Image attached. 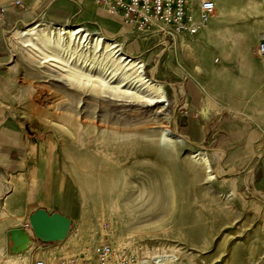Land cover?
Masks as SVG:
<instances>
[{
  "label": "rangeland",
  "instance_id": "rangeland-1",
  "mask_svg": "<svg viewBox=\"0 0 264 264\" xmlns=\"http://www.w3.org/2000/svg\"><path fill=\"white\" fill-rule=\"evenodd\" d=\"M16 1L21 5L16 6ZM87 1L85 6H77V0H6L0 4V133L11 125L39 147L47 148L51 142L54 151L49 161L53 166L44 168L47 159H43L42 183L50 176L52 183L56 170L54 187L61 190L59 201L72 208V213L64 215L70 220L68 235L77 231L66 243L43 242L31 232L28 216L16 222V214L9 209L11 198L22 190L35 166L34 159L15 156L4 164L1 158H6V149L1 146L0 264L6 257L19 255L8 251L10 243L5 236L15 227H22L33 238L30 249L49 253L45 249L57 248L52 252L55 255L83 253L107 240L137 257L140 253L158 254V248L171 254L172 249L171 264H264V125H239L230 110L221 112L223 119L215 121L212 111L230 104L218 101V105L215 82L205 70L195 80L190 79V70L200 71V62L193 61L183 41L176 47L163 46L152 36L127 30L99 10L94 0ZM221 2L232 12L223 28L233 27L245 35L249 53L256 55V46L264 37L257 35L264 28V0ZM40 20L80 25L123 43L130 55L144 61V75L164 85L168 106L163 110L140 108L110 89H100L95 98L79 96L60 83L41 89L45 93L37 100L35 88L40 82L38 85H47L42 76L52 68L47 64L38 68L31 56L32 62L21 55L14 57L9 39L13 28ZM225 48L229 51L231 47ZM78 49L80 61L90 56L84 64L87 66L94 53ZM55 50L45 49L49 56ZM68 50L60 57L68 58L72 53ZM198 52L215 59L216 46L211 44ZM105 62L108 68L110 63ZM15 63L12 74L10 67ZM103 64L94 66L96 72ZM224 91L227 94L232 89ZM206 109L210 114L206 115ZM68 118L74 122L73 131L64 132ZM89 121L101 127L87 129L84 123ZM163 121L169 132L181 139L165 138L160 129ZM113 124L123 133L104 131V126ZM164 138L172 148L162 144ZM188 150L205 154L216 180L208 181L204 174L188 167L184 154ZM71 163L80 174L88 175L89 171L97 176L98 171L112 170L113 189L93 194L94 199L88 202L80 201ZM231 180L237 195L228 198Z\"/></svg>",
  "mask_w": 264,
  "mask_h": 264
},
{
  "label": "bare ground",
  "instance_id": "bare-ground-1",
  "mask_svg": "<svg viewBox=\"0 0 264 264\" xmlns=\"http://www.w3.org/2000/svg\"><path fill=\"white\" fill-rule=\"evenodd\" d=\"M4 1L6 0H0V4ZM81 2L82 0H79L76 3L77 6H79ZM97 8L101 10L104 14L111 16L106 12L104 8L100 6H98ZM113 18L117 19L118 22L123 25L124 28L130 30L129 27L123 24L120 18ZM9 40L11 42L10 47L13 48L12 52H14V54H12L14 57H16L17 55H21L22 58L27 59L29 62H32L31 59H29V56H31L30 58L36 61V65L39 66L38 68H43L41 66L43 64H47L50 68H52L50 73H47L42 76V78H45L42 83H46L47 85H38L41 83L40 82L35 88L37 89L35 90V98L37 100L45 93L41 89H52L53 83H60L65 89H74L73 92H75L79 96L86 95L90 98H95L100 94V89H110L113 90L115 93L122 95L123 98H128V104L134 103L140 108H156L163 110L165 105L168 106V100L163 91V89H165L164 85L153 80L152 78H147L144 75V61L130 55L127 49L125 50L123 48V43L118 42L116 39L109 38L106 35L100 34L97 30H95V32H91L80 25H67L65 23H46L40 20L38 22L36 21L26 24L22 28H13ZM49 47H51L52 49H56V52L52 56H49L45 51V49ZM79 47L86 48L88 50H91L92 53H94L90 58V64H88L87 66L84 64L87 63L90 56L86 58L88 60L84 59L85 57H83V59L80 61V55H77V50H79ZM67 49H69L68 51H71L72 53L69 54V57L66 59L61 58V52H64V50ZM64 53L67 52L65 51ZM98 53L100 54L96 57V54ZM104 60L110 63V66L108 68L106 62V64H103ZM97 63L103 64L101 69L98 70V72H96V68H94ZM16 66L17 64L15 63L10 67V72L12 74L16 72ZM84 72H86V74ZM90 73L93 74L89 75ZM65 122L67 128L64 130V132L73 131V120H69L68 118ZM166 123V121H163L160 124L162 135L165 138L169 137L168 139L171 140H175L176 138L181 139L182 136L169 132ZM84 125H86L85 127H87V129L91 130L94 128V126L97 128L101 127L95 125L94 122L90 121L85 122ZM113 125L114 126H104V131L110 130L113 133L117 134L123 133V130L117 128V124ZM132 128L134 127L132 126ZM165 138L162 139V144H164L168 148H172V144L168 142ZM30 150L32 153H34L35 151H37V147L34 145L30 148ZM53 151L54 147L52 146L51 142H49L45 156L47 162L44 163V168H46L47 170L51 169L53 166V163L49 161L50 158L53 156ZM184 154L186 159L188 160L187 165L192 169V171L204 174L205 179L208 181L216 180V176H214L211 172L208 161L204 157V153L200 151L188 150ZM70 165L74 170L75 184L78 188L80 201L88 202L94 197L92 196L93 194H98V192L101 190H109V188L113 189V184L110 180L113 177L112 170L106 169L105 173H103L102 171H98L99 174L97 176L92 172L88 171L87 175L80 174L78 172L80 169L77 171L73 163H71ZM92 174L94 175V177ZM223 181H225L224 178ZM228 194V198L229 196L231 197L233 195H237L234 189L233 180H231L230 190ZM114 209L116 210V205H114V207L112 208L113 211ZM22 219L23 217H17L18 221H21ZM76 232L77 231L75 230L69 235L68 232L63 237V240H61V243L68 242L73 237V233L75 234ZM16 241L19 246H23V238L17 237ZM114 248H116V246H114ZM56 249L57 248L53 250L52 248L45 249L51 251L48 253L38 249L29 248L27 249L28 252L26 251L24 255L19 254L17 256L6 257L5 259H2L1 263L36 264L37 260H45L49 255L52 256V252ZM140 251L141 248L138 249V252ZM169 251L171 254L164 253L163 251H161V249L158 248V254H140L142 256V259H147V264H163L164 262L171 264L172 261L170 260L171 258H174L173 255L175 251L172 249ZM140 254L139 258L141 257ZM150 259L152 260V262L148 261Z\"/></svg>",
  "mask_w": 264,
  "mask_h": 264
},
{
  "label": "crops",
  "instance_id": "crops-1",
  "mask_svg": "<svg viewBox=\"0 0 264 264\" xmlns=\"http://www.w3.org/2000/svg\"><path fill=\"white\" fill-rule=\"evenodd\" d=\"M198 1L193 0L194 3ZM214 1L216 11L208 25L196 35L184 36L180 40L189 48L193 61L200 62V71L196 68L190 70L191 74H189V77L195 80V78L203 74L201 70H205V74L209 73L210 78L215 82L217 103L218 101L229 102L230 106L227 107L223 104L220 106L218 103L220 106L219 110L212 111L215 121L219 122L223 119L222 115H220L221 112L230 110L233 114V120L239 125H264V65H262L255 54L249 53L245 35L237 33L233 27L223 28V26L228 24L225 21L226 17H229L232 13L231 7L221 2V0ZM87 3L88 1L82 0L80 5L85 6ZM223 6L225 7L223 10L224 14L220 16L219 12ZM261 9L264 10V7H261ZM219 26L221 28H218ZM261 34H264V28L257 31L258 36ZM258 36L257 39H259ZM180 41L179 44H181ZM211 44L216 46L215 59L211 55H203L198 52L200 48L207 49ZM176 45L174 46L176 47ZM228 46L231 47L229 51L225 48ZM234 49H236V53H234ZM214 63L215 65H213ZM227 88L232 89V92L226 94L224 89ZM218 89H222L221 92ZM257 103L262 105L257 107ZM260 110H262V113ZM209 112L206 109V115L210 114ZM34 145L37 147V151L32 153L30 148ZM1 146L6 149L5 155L7 159L1 158L4 164L8 163L10 157L15 156L21 158L25 156L27 159L32 157L34 159L35 166L25 179L22 190L11 198L9 209H12L13 213L16 214V222H20L17 217H29L37 209H44L49 214L60 213L66 215L67 212L72 213V208L63 205L59 201L61 190L54 187L58 181L55 176L56 170L53 172L52 183L50 181L52 176L45 180V184L42 183L44 176L41 173L40 165L46 156L47 148L39 147L36 142L33 143L31 138L25 137L20 129L11 125L4 128L3 132L1 131L0 133ZM17 196H23V198ZM17 225L20 224L17 223Z\"/></svg>",
  "mask_w": 264,
  "mask_h": 264
},
{
  "label": "built area",
  "instance_id": "built-area-1",
  "mask_svg": "<svg viewBox=\"0 0 264 264\" xmlns=\"http://www.w3.org/2000/svg\"><path fill=\"white\" fill-rule=\"evenodd\" d=\"M79 1V0H77ZM106 12L121 19L130 29L152 36L159 44L172 47L184 36H194L204 29L215 15L214 0H94ZM20 6V1L15 2ZM256 56L264 65V37L256 49ZM55 249V248H54ZM55 251V250H54ZM48 256L36 264H147L127 249L114 248L107 240L91 250L73 255ZM152 262V260H148Z\"/></svg>",
  "mask_w": 264,
  "mask_h": 264
},
{
  "label": "water",
  "instance_id": "water-1",
  "mask_svg": "<svg viewBox=\"0 0 264 264\" xmlns=\"http://www.w3.org/2000/svg\"><path fill=\"white\" fill-rule=\"evenodd\" d=\"M31 232L36 239L43 242H59L69 232L70 220L59 213L49 214L44 209H37L32 212L27 221ZM7 244L10 243L8 251L12 255L22 254L30 248L32 237L22 227H15L8 230L5 234ZM17 237L24 239L23 246H19Z\"/></svg>",
  "mask_w": 264,
  "mask_h": 264
}]
</instances>
